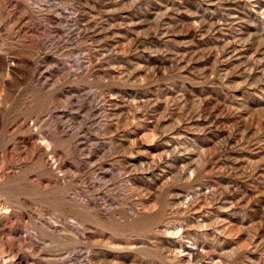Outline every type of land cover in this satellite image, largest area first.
<instances>
[{
	"label": "rangeland",
	"instance_id": "1",
	"mask_svg": "<svg viewBox=\"0 0 264 264\" xmlns=\"http://www.w3.org/2000/svg\"><path fill=\"white\" fill-rule=\"evenodd\" d=\"M0 264H264V0H0Z\"/></svg>",
	"mask_w": 264,
	"mask_h": 264
}]
</instances>
